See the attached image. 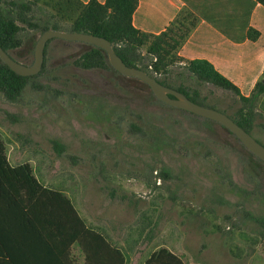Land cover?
I'll return each instance as SVG.
<instances>
[{"label":"rangeland","instance_id":"obj_1","mask_svg":"<svg viewBox=\"0 0 264 264\" xmlns=\"http://www.w3.org/2000/svg\"><path fill=\"white\" fill-rule=\"evenodd\" d=\"M45 7H35L33 23L50 16ZM21 25L23 44L10 54L31 65L42 32ZM89 48L52 38L35 84L17 102L0 92L7 150L29 162L43 184L63 190L82 217L139 237L129 264L163 247L186 264H264V162L223 124L160 100L146 82L111 66H77ZM183 63L157 76L199 89L209 106L236 114L238 96L200 83ZM257 110L253 136L264 144V111ZM148 219L158 221L151 242L145 235L152 226L139 236Z\"/></svg>","mask_w":264,"mask_h":264},{"label":"trees","instance_id":"obj_2","mask_svg":"<svg viewBox=\"0 0 264 264\" xmlns=\"http://www.w3.org/2000/svg\"><path fill=\"white\" fill-rule=\"evenodd\" d=\"M256 1L264 5V0ZM41 2L45 8L52 7L44 10L50 16L41 19V22L33 23L35 7ZM138 2L139 0H106L103 3L99 0H89L88 3L81 0H0V45L8 53L21 47L23 44L20 36L23 30L21 24L38 27L42 33L48 29H56L102 36L111 41L115 51L127 65L141 68L162 84L178 88L177 90L191 100L209 106L199 89L183 83L174 86L157 76L162 72L167 73L169 67L178 59L185 62L183 64L187 71L200 83H211L238 96L240 107L235 115H228L253 135L256 119L260 115L257 107L264 94L263 80L258 81L252 93L246 96L210 61L206 59L184 61L177 52L197 24L194 13L184 9L165 31L152 34L136 28L133 24L132 17ZM66 20H70V25L64 23ZM254 32L251 30L249 35L252 39H257L259 32L256 30ZM86 44L90 45V48L75 59L77 66L85 69L113 67L104 49L90 43ZM43 71L44 65L40 73L22 76L1 60L0 92L9 100L17 102L27 85H34L32 81ZM210 107L218 109L214 105ZM8 115L16 120L15 114ZM52 142L58 153L66 149L65 144L59 140L54 139ZM258 220L264 226V218ZM76 222L85 226L70 197L61 189L43 184L29 162L12 165L8 159L6 141L0 134V252L10 257L13 264H20L21 255L27 252L28 258L30 260L38 258L39 264H68L65 258L67 251H54L48 238L55 234L66 236L67 233L63 230L72 228ZM157 225V220L152 222V219H148L146 224H142L139 236L142 237L146 229L152 226L145 238L149 242L153 241L154 228ZM37 247L42 251H35ZM86 252L90 258V252ZM116 252L122 257L120 251ZM30 253L35 255L38 253V257H31ZM143 264L186 262L178 254L163 247L151 253Z\"/></svg>","mask_w":264,"mask_h":264},{"label":"crops","instance_id":"obj_3","mask_svg":"<svg viewBox=\"0 0 264 264\" xmlns=\"http://www.w3.org/2000/svg\"><path fill=\"white\" fill-rule=\"evenodd\" d=\"M184 9L194 13L197 24L177 54L184 61H210L242 94L250 95L257 82L264 79V5L256 0H139L132 21L142 31L160 34ZM251 30L259 32L257 39L250 37ZM258 107L264 111V94ZM7 155L12 165L23 163L11 150H7ZM82 218L84 227L76 222L72 228L63 230L66 236L55 234L48 238L54 251H67L68 264L130 263L137 253L136 245L141 243L139 237L132 239L131 233L124 236L123 228L111 232L108 226ZM38 248L35 251H42ZM86 251L90 252V258ZM27 253L21 255L20 264H39L38 258L30 260ZM30 255L38 257V253ZM0 264L13 263L0 252Z\"/></svg>","mask_w":264,"mask_h":264},{"label":"water","instance_id":"obj_4","mask_svg":"<svg viewBox=\"0 0 264 264\" xmlns=\"http://www.w3.org/2000/svg\"><path fill=\"white\" fill-rule=\"evenodd\" d=\"M52 38H63L67 40L86 42L104 49L108 54L110 64L118 72L127 76L136 77L146 82L151 87L154 94L160 100L168 104L220 122L231 130L253 154L264 161V144L259 142L251 133L241 127L227 113L210 106L201 105L191 100L186 94L176 88L162 84L158 79L150 75L145 70L127 65L117 54L111 41L105 37L77 31L48 29L42 33L36 43L35 60L33 64L27 65L23 62L17 61L10 55V53L4 50L1 45L0 59L19 75H36L43 69L46 44Z\"/></svg>","mask_w":264,"mask_h":264},{"label":"flooded vegetation","instance_id":"obj_5","mask_svg":"<svg viewBox=\"0 0 264 264\" xmlns=\"http://www.w3.org/2000/svg\"><path fill=\"white\" fill-rule=\"evenodd\" d=\"M176 89H178V88H176Z\"/></svg>","mask_w":264,"mask_h":264}]
</instances>
